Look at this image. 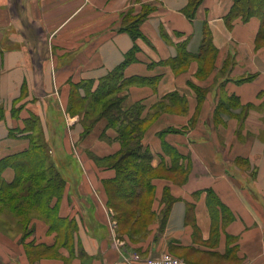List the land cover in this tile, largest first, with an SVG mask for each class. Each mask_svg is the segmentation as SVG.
I'll use <instances>...</instances> for the list:
<instances>
[{
  "label": "crops",
  "instance_id": "obj_1",
  "mask_svg": "<svg viewBox=\"0 0 264 264\" xmlns=\"http://www.w3.org/2000/svg\"><path fill=\"white\" fill-rule=\"evenodd\" d=\"M188 3L0 0V159L29 149L27 120L53 116L55 89L67 98L72 81L89 82L93 91L129 59L123 68L129 103L141 102L144 117L158 102L169 105L143 138L156 189L151 212L160 213L165 191L173 198L163 221L152 222L148 236L132 247L143 258L170 252L190 264H264L262 19L229 18L235 0H202L190 18ZM144 13L141 35L134 37L124 28ZM47 121L62 164L60 154H71L66 116ZM118 149L115 143L98 155ZM116 174L114 167H98L90 177L98 190L85 188L76 200L66 188L51 200L57 217L82 225L74 243L89 257L72 264H129L107 224L102 182ZM2 177L12 182L14 168ZM67 178L76 187L80 177L69 171Z\"/></svg>",
  "mask_w": 264,
  "mask_h": 264
},
{
  "label": "rangeland",
  "instance_id": "obj_2",
  "mask_svg": "<svg viewBox=\"0 0 264 264\" xmlns=\"http://www.w3.org/2000/svg\"><path fill=\"white\" fill-rule=\"evenodd\" d=\"M124 22L129 24L131 20L127 18ZM77 84L79 83L70 81L67 98L66 95L65 98L62 97L61 89L54 91L56 102L53 104V116L56 113L66 116L68 125L66 146L71 154L61 153L63 158L59 160L64 159L60 161L61 164L52 151L49 140L51 127L47 120H51L53 116L50 115L43 121L33 119L32 141L45 144L48 153L46 161L37 169L20 167L17 181L12 185H7L0 178V264H46L45 262L51 259L57 260L58 264H72L74 258L88 259L89 255L83 249V245L74 243V235L82 228L81 223L77 220H56L57 212L48 209L51 205V195L55 194L56 187L58 197L62 196L66 188H70L72 198L82 199L84 197L80 194L85 188L98 190L97 181L90 180L98 167L113 168L119 158L126 157L121 161L123 167L121 171L126 173L134 170L132 164L144 163V160L136 159V155L146 154L138 142L144 145V135L155 115L169 107L165 101L156 103L152 112L143 116L145 119L142 122L132 126V121L127 120L130 118L129 115L120 108L133 105L128 101L127 86L121 87L118 92L111 89L107 96L101 93L81 100L76 90ZM107 131H112V134H108ZM115 143L119 146L115 153H109L104 157L98 155L105 150L109 152ZM48 169L54 172H48ZM69 171L79 174L76 187L68 181ZM54 173L59 178L55 177ZM157 174L159 172H156ZM53 179L54 183L51 182ZM102 186L108 193L107 187L110 188V185L103 181ZM145 194L142 208L138 209L136 215L125 213L120 222L117 217L123 204L121 205L120 200L111 198V203L119 206L115 209L105 201L108 230L113 239V246H118L128 256L140 254V261L149 256L143 258L142 253L132 247V242L145 239L148 236V226L152 222L163 221L173 199L165 191L160 200L162 205L160 213L155 214L150 210L152 204L156 202L155 187L153 195L149 192Z\"/></svg>",
  "mask_w": 264,
  "mask_h": 264
},
{
  "label": "trees",
  "instance_id": "obj_3",
  "mask_svg": "<svg viewBox=\"0 0 264 264\" xmlns=\"http://www.w3.org/2000/svg\"><path fill=\"white\" fill-rule=\"evenodd\" d=\"M202 0H189L188 5L185 7V12L186 14L190 17L193 18L196 14V10L201 3ZM147 13H144L137 17L133 22L127 26H125L124 29H127L132 33L134 37H137L141 35L140 30L138 29V24L142 20V18L146 15ZM257 15L262 19V25L259 33V38L262 39L264 38V0H235V4L230 12L229 18H234L236 16H242L244 20L250 18L251 16ZM207 42L210 44V37H208ZM129 61L127 59L122 65L118 66L115 68L112 72H110L108 75L100 79V82L95 90H91V83L85 82L82 84H77V92L79 95V98L81 100H84L85 98H89V96L97 95V94H103V96H107L110 93V90L118 92V90L126 86V79H124L123 75V68L125 63ZM130 82V81H128ZM81 88H84L85 92L82 93ZM121 111L126 112V115H129L128 121H132V126L138 125L142 120L145 118L143 117V110H144V105L141 102H137L130 107L126 106H121ZM121 113H117L119 115ZM38 119L35 116H31L30 119L27 120V126L28 130H31L30 135V140H31V146L29 147L28 150L6 156L2 159H0V178L6 183L7 185H12L16 183L17 181V175L19 168L22 167L24 169H37L40 165H43L44 161L47 159V151L45 149V144L44 143H36L33 142V133L34 129L32 127V120ZM138 145L140 148L146 153L145 155H136V159H142L144 160V163H137L132 164V167L134 168L131 169V171H127L126 173L121 171L122 164L121 161H123L126 157H121L119 158L115 163H114V168L116 169V177L107 180L106 184L110 185V188L107 187L108 190V203L110 204L111 207L118 209V204L116 205L115 203H111V198L120 200L121 205L123 208L119 210L120 215L117 217L118 222H120L124 217L125 213H133V216L136 215L137 211L139 208H142L143 205V198L146 195V192H149L153 195L154 191V185L152 183L151 177L154 172L153 168L150 164V160L152 157V153L148 148H145L144 145H141L138 142ZM133 156V155H132ZM7 167H12L14 168L16 172V177L12 182H7L4 180L2 177V172L7 168ZM52 169V168H51ZM48 172H54L53 170H49ZM122 173H125V175H122ZM55 177H58L56 173H54ZM55 179V178H54ZM51 180L52 183L55 182V180ZM56 189H58L56 187ZM55 189V194L51 195L50 198V203L52 198L58 197V190ZM48 209L52 212L55 210L51 208L49 205ZM168 212V211H167ZM152 213V212H151ZM167 214V213H166ZM56 220H62L64 221L65 219H62L60 217H57ZM137 220V217H136Z\"/></svg>",
  "mask_w": 264,
  "mask_h": 264
},
{
  "label": "built area",
  "instance_id": "obj_4",
  "mask_svg": "<svg viewBox=\"0 0 264 264\" xmlns=\"http://www.w3.org/2000/svg\"><path fill=\"white\" fill-rule=\"evenodd\" d=\"M118 247V246H116ZM119 248V247H118ZM122 257L127 261L129 264H137L138 261H140L141 256L138 253L131 254L130 256L125 253V251H122L119 248ZM145 264H190L185 259L174 255L170 252H164L159 256H149L145 260Z\"/></svg>",
  "mask_w": 264,
  "mask_h": 264
}]
</instances>
